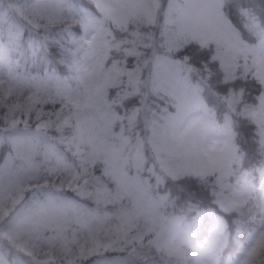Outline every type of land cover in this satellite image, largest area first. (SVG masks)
Masks as SVG:
<instances>
[{
	"label": "clouds",
	"instance_id": "9594fccd",
	"mask_svg": "<svg viewBox=\"0 0 264 264\" xmlns=\"http://www.w3.org/2000/svg\"><path fill=\"white\" fill-rule=\"evenodd\" d=\"M264 235V0H0V264H244Z\"/></svg>",
	"mask_w": 264,
	"mask_h": 264
},
{
	"label": "snow or ice",
	"instance_id": "6c2138e0",
	"mask_svg": "<svg viewBox=\"0 0 264 264\" xmlns=\"http://www.w3.org/2000/svg\"><path fill=\"white\" fill-rule=\"evenodd\" d=\"M246 259L244 264H264V235L259 241L245 249Z\"/></svg>",
	"mask_w": 264,
	"mask_h": 264
}]
</instances>
